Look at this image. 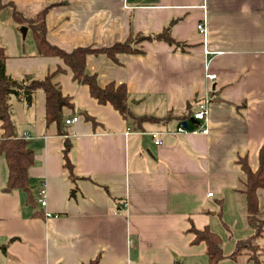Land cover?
<instances>
[{
	"label": "crops",
	"instance_id": "1",
	"mask_svg": "<svg viewBox=\"0 0 264 264\" xmlns=\"http://www.w3.org/2000/svg\"><path fill=\"white\" fill-rule=\"evenodd\" d=\"M43 8L48 41L68 51L169 28L181 46L147 40L140 45L144 53L119 54L118 61L88 55L86 70L102 86L125 83L135 116L190 110V131H179L185 120L139 124L125 118L75 81L61 57L40 55L29 27L18 26L13 13L33 17ZM201 22L205 37L197 28ZM0 42L10 75L54 73L74 103L63 108L64 119L79 117L65 124L62 135L56 122H46L42 90L12 98L18 135L34 153V203L23 189L4 190L9 167L0 154V264H89L96 257L99 264H179L198 254L207 257L206 244L193 243L192 227L211 228L213 216L223 215L231 197L240 194L239 157L246 156L253 171L260 166L264 0H0ZM207 73L216 78L209 80ZM209 87V132H193L199 125L191 121L193 112ZM153 131L160 132L161 144ZM66 138L73 143L74 179L64 166ZM44 184L46 206L38 200ZM258 198L264 213V186Z\"/></svg>",
	"mask_w": 264,
	"mask_h": 264
},
{
	"label": "trees",
	"instance_id": "2",
	"mask_svg": "<svg viewBox=\"0 0 264 264\" xmlns=\"http://www.w3.org/2000/svg\"><path fill=\"white\" fill-rule=\"evenodd\" d=\"M11 5L15 7L14 4ZM46 13L47 8H43L37 15L25 17L22 10H14L13 17L18 26L25 25L29 27L38 53L40 55L61 57L71 68L74 80L80 84H87L91 95L99 103L112 104L125 118H132L139 124L151 120L164 121L165 123L177 120L181 123L182 120L191 117L190 110L188 113L170 111L164 117L135 116L130 110V95L125 83L118 84L111 81L102 86L99 83L98 76L95 73L90 74L86 70L88 55L105 54L114 61H118L117 56L119 54L144 53L145 51L140 45L147 40H164L170 44L176 43V46H181L171 37L169 28H165L162 32L154 35L130 33L124 41H117L109 46H78L68 51L48 41L45 22ZM7 58L8 54L5 46L0 42V121L3 129L0 136V154L6 158L9 167V176L4 190L23 189L28 192V201L34 203V199L30 195L29 179V168L34 163V153L29 147L28 140L18 135L13 119L12 98L15 96L19 99H25L36 91L42 90L46 97V122L48 124L56 122L62 135L67 134L63 108L73 107L74 103L72 97L64 95L59 83L54 81V73L47 74L44 78L26 75L21 79H16L7 72ZM60 70L62 69L60 68ZM72 147L71 139L66 138L63 147L64 166L68 176L74 179L76 175L70 157ZM238 163L242 168L238 191L244 198L246 221L252 232L236 241L235 247L229 256L237 258L239 255H245L253 264H264V258L261 257V251L264 252V247L259 243V239L264 236V213L260 210L258 198V189L264 186V146L260 149V166L256 171L251 169L246 156L239 157ZM220 202L222 201L220 200ZM191 231L195 234L192 240L193 243L204 242L206 244L207 264H220L227 257L223 248V239L219 233L209 226H205L203 229L193 226ZM99 260L100 258L96 257L89 264H99Z\"/></svg>",
	"mask_w": 264,
	"mask_h": 264
},
{
	"label": "rangeland",
	"instance_id": "3",
	"mask_svg": "<svg viewBox=\"0 0 264 264\" xmlns=\"http://www.w3.org/2000/svg\"><path fill=\"white\" fill-rule=\"evenodd\" d=\"M233 203L224 206L223 215L213 216L212 230L218 232L223 239V248L227 257L220 264H253L247 256L230 257L238 238L248 235L249 229L246 221V207L244 198L239 194L237 197H231ZM259 243L264 247V236L259 239ZM264 252L261 251V257L264 258ZM181 264H207V257L198 254L180 261Z\"/></svg>",
	"mask_w": 264,
	"mask_h": 264
},
{
	"label": "built area",
	"instance_id": "4",
	"mask_svg": "<svg viewBox=\"0 0 264 264\" xmlns=\"http://www.w3.org/2000/svg\"><path fill=\"white\" fill-rule=\"evenodd\" d=\"M198 31L200 32V34H202V36H206L207 34V29H206V25L204 22H201L197 25ZM207 78L209 80H213L216 78V75L214 73H207L206 74ZM213 99V94H212V89L211 87L208 88V92L207 95H205V97L199 102L197 109L193 112V117L199 121V125L195 128L192 129L191 131L193 132H201V133H208L209 129H208V120H209V114H210V104L212 102ZM79 119L78 116H73V117H69L65 119L66 124H71L75 121H77ZM179 131L182 132H188L190 131L189 128H185L183 124H181ZM151 134L153 135V137L155 138V142L157 144H161L162 143V139L160 138V132L159 131H153L151 132ZM39 193V203L42 206H46L47 205V196H48V192H47V187L46 185H42L38 191ZM209 195H213V193H209ZM47 217H52L53 214L51 212H47L46 213Z\"/></svg>",
	"mask_w": 264,
	"mask_h": 264
},
{
	"label": "water",
	"instance_id": "5",
	"mask_svg": "<svg viewBox=\"0 0 264 264\" xmlns=\"http://www.w3.org/2000/svg\"><path fill=\"white\" fill-rule=\"evenodd\" d=\"M25 30V29H24ZM195 118L193 117V118H191V121H193ZM183 125H184V127L185 128H189V125H188V122H187V120H185V121H183V123H182Z\"/></svg>",
	"mask_w": 264,
	"mask_h": 264
}]
</instances>
